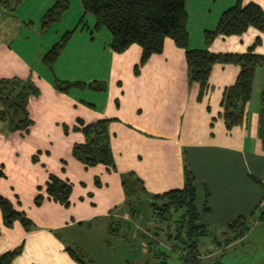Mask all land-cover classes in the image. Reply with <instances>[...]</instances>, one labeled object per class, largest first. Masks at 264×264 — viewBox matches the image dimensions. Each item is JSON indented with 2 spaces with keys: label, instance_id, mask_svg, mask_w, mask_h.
Listing matches in <instances>:
<instances>
[{
  "label": "crops",
  "instance_id": "crops-1",
  "mask_svg": "<svg viewBox=\"0 0 264 264\" xmlns=\"http://www.w3.org/2000/svg\"><path fill=\"white\" fill-rule=\"evenodd\" d=\"M53 1L36 0L26 5L27 0H22L11 16L0 15V78L29 77L38 90L26 103L32 120L27 132L0 131V196L34 224L28 231L16 220L6 227L0 213V254L21 246L10 264H77L65 251V246H72L94 264H104L103 247L98 246L93 256L81 245L85 239L79 241L81 244L75 241L83 230H105L108 234L109 219L128 220L118 173L133 171L147 192L161 193L182 187L184 163L195 179L194 204L201 224H222L247 215L253 208L250 220L257 221L258 205L264 197V148L256 133L263 68L254 70L241 124L226 129L220 99L238 67L212 64L206 88L197 100L198 84L187 82L183 49L168 37L161 51L151 54L134 74L140 47L132 43L121 52L112 51L110 33L100 28L90 34L93 19L87 18L85 27L74 30L51 67L44 66L40 60L43 51L76 26L83 14L81 8L70 24L52 23L38 32L35 20ZM233 2L185 0L188 47H205L203 30L212 29L219 13ZM248 2L257 4L264 13V0H241L242 5ZM24 25L39 38L45 35L49 39L43 45H32L27 35L20 34ZM49 28H54L50 34ZM255 37L259 42L252 52L264 54V29L253 27L238 35H217L206 48L214 53H241ZM54 77L84 83L97 80L105 89L72 88L63 93L53 88ZM76 118L84 123L110 119L108 132L116 171L102 164L84 167L71 155L72 144L84 140L79 131L72 130ZM49 174L71 184L67 206L46 198ZM38 193L44 198L35 205L33 198ZM205 193L206 212L202 211ZM113 238L115 243L98 239L109 252H115L122 243L119 237Z\"/></svg>",
  "mask_w": 264,
  "mask_h": 264
},
{
  "label": "trees",
  "instance_id": "trees-1",
  "mask_svg": "<svg viewBox=\"0 0 264 264\" xmlns=\"http://www.w3.org/2000/svg\"><path fill=\"white\" fill-rule=\"evenodd\" d=\"M21 1L0 0V15L11 16ZM79 2L82 16L88 13L93 17V25L89 29L90 34L94 30L104 27L110 33L109 47L112 51L121 52L132 43L140 47L139 61L133 66L134 74L138 72V68L151 54L161 51L164 38H170L177 47L183 49L187 82L198 84L197 100L201 99L206 88L212 64L231 63L236 65L238 72L234 81L223 89L220 106L221 117L226 129L241 124L244 105L251 95L254 70L257 67H262L264 70V54L252 52L253 47L258 44L259 38L255 37L247 50L241 53H214L208 51L206 46L217 35H238L247 27L262 31L264 29V13L257 4L248 2L242 5L241 0H234L230 6L219 13L212 29L203 30L202 37L205 47L190 48L187 45L188 34L185 27V0H79ZM67 8V0H54L41 14L38 30L45 31L52 23L61 18ZM82 16L76 26L62 33L58 40L40 57L44 66L50 68L74 30L77 27H85ZM51 83L55 90L63 93H67L72 88H88L94 91L105 89L104 83L97 80L84 83L54 77ZM37 93L38 90L29 77L24 79L17 76L0 78V125L2 126L0 131L27 132L32 120L28 116L26 103L29 96H36ZM258 99L256 133L264 148V78ZM109 122L110 119L107 118L87 123L79 118L75 119L72 130L79 131L84 140L81 143L72 144L70 152L84 167L102 164L108 169L116 171L110 148ZM63 131L67 132L65 125H63ZM31 159L36 161L35 156H32ZM182 171V187L161 193L147 192L141 179L133 171L119 172V181L124 195V213L130 220L109 219L108 234L125 240L127 238L126 231H120L119 223H126V227L130 228L131 220H135L141 213H148L157 222L166 223V238L181 245L178 257L182 262L195 263L199 259V240L209 232L207 225L197 222L199 213L194 204V176L185 163L182 166ZM252 179L257 180L256 178ZM94 184L99 185L97 177L94 178ZM70 191V183L52 174L48 175L44 187L46 198L67 206ZM206 197L205 193L202 204L204 212L209 209ZM43 198V195L38 193L34 196L33 203L39 205ZM0 213L2 223L6 227H9L15 220L26 231L34 227V224L22 212L15 210L10 202L1 196ZM253 214L254 208L247 215H238L236 218L224 222L225 231L223 233L228 234L226 243L240 239L247 232ZM263 217L264 211H259L256 220L263 219ZM169 222L173 224L172 233L168 229ZM141 236L144 237L142 234ZM211 239L213 242L215 241V237ZM148 243L151 241H147ZM20 250L21 246H18L0 254V264H10L11 259L19 254ZM65 251L77 264H94L91 258L84 256V253L76 247L65 246Z\"/></svg>",
  "mask_w": 264,
  "mask_h": 264
},
{
  "label": "rangeland",
  "instance_id": "rangeland-1",
  "mask_svg": "<svg viewBox=\"0 0 264 264\" xmlns=\"http://www.w3.org/2000/svg\"><path fill=\"white\" fill-rule=\"evenodd\" d=\"M35 1L27 0L25 4L28 5ZM67 1L68 8L63 12L61 18L53 24L66 25L77 19L79 9H81L79 0ZM39 18L35 20V30L39 27ZM82 18L84 21L87 18L93 19L88 13L84 14ZM53 30L54 28L48 30L49 34ZM95 31L97 30H94L93 33ZM101 31L107 30L101 27ZM20 34L27 35L32 45H38L39 43L43 45L50 37L44 35L39 38L37 33L31 32L25 25L23 28L21 27ZM44 53L43 51L41 55ZM115 219L118 220L120 218ZM127 219L130 220L129 217ZM131 222L132 226L130 228L126 227V223H119L120 231H126L127 238L125 240L121 239L122 244L115 252L112 250L109 252L107 246L102 244L103 240L99 241L98 239L102 237L104 242L110 240L115 243L116 240L110 237L105 230L104 233H99L95 230L80 231L82 235L80 234L77 237L75 244H81L80 242L85 239L86 243L81 245L86 248L84 250L91 252L93 256H96L95 252L98 246L103 247L104 264H186L178 257L181 252V245L166 238V223L157 222L148 213L139 214ZM197 222L200 223V219ZM168 224V229L172 233L173 224L171 222ZM207 228L209 234L200 238L198 244L199 259L193 264H264V217L254 222L251 220L247 232L240 239L232 240L228 243L225 241L228 238V234L223 233L225 231L224 223H210ZM212 237H215L214 242L211 239ZM147 241H151V243L147 244ZM72 242L69 244H72ZM84 256L90 258L85 253Z\"/></svg>",
  "mask_w": 264,
  "mask_h": 264
},
{
  "label": "built area",
  "instance_id": "built-area-1",
  "mask_svg": "<svg viewBox=\"0 0 264 264\" xmlns=\"http://www.w3.org/2000/svg\"><path fill=\"white\" fill-rule=\"evenodd\" d=\"M259 211H264V197L261 199L259 205H258Z\"/></svg>",
  "mask_w": 264,
  "mask_h": 264
}]
</instances>
